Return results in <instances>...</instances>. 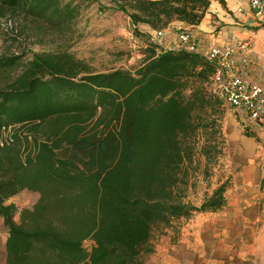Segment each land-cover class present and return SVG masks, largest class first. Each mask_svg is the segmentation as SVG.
<instances>
[{
	"label": "trees",
	"instance_id": "16d2710c",
	"mask_svg": "<svg viewBox=\"0 0 264 264\" xmlns=\"http://www.w3.org/2000/svg\"><path fill=\"white\" fill-rule=\"evenodd\" d=\"M210 1L110 0L103 9L123 12L134 28L155 25L162 13L170 18L162 26L174 17L197 25ZM145 2L163 4V12L144 13ZM6 11L56 33L69 31L79 14L60 0H0V20ZM155 48L133 70L105 72L67 49L35 52L27 61L0 53V70L9 72L0 84L5 264H145L157 226L225 206L226 182L198 206L178 198L197 148L194 116L223 100L208 89L217 64ZM210 127L198 148L208 162L222 152L219 129ZM22 189L38 198L17 221L7 200Z\"/></svg>",
	"mask_w": 264,
	"mask_h": 264
},
{
	"label": "rangeland",
	"instance_id": "374dc122",
	"mask_svg": "<svg viewBox=\"0 0 264 264\" xmlns=\"http://www.w3.org/2000/svg\"><path fill=\"white\" fill-rule=\"evenodd\" d=\"M60 1L79 8L69 31L56 33L22 12L6 11L0 20L3 27L0 53L18 54L22 61H27L35 52L67 49L97 72L116 68L133 70L145 60L149 49L154 46L159 49L154 38L157 30L164 33L179 22L181 27L190 29L177 17L162 26L163 20L170 19L164 13L163 20H154L155 25L138 23L134 28L123 12L103 9L113 5L110 0ZM163 6L145 2L142 10L153 14L163 12ZM9 20L15 32L10 30ZM234 59L235 67L227 75L241 73L261 84L263 80L253 79L252 73L238 64V51ZM7 73L0 70V84L5 82ZM260 77L264 78V74ZM208 89L212 91L209 86ZM207 109L194 116L201 125L195 136L197 148L178 198L198 206L218 185L226 182L225 206L216 211L193 212L157 226L149 242L152 252L142 255L145 264H264V136L243 111L232 108L224 100ZM211 125L219 129L222 152L208 162L198 148L211 136ZM37 198L38 193L26 189L10 197L7 203L17 207L14 219L18 221V211L31 207ZM7 231L0 217V264H5ZM92 244L90 240L83 242L87 249Z\"/></svg>",
	"mask_w": 264,
	"mask_h": 264
},
{
	"label": "built area",
	"instance_id": "2783aa9c",
	"mask_svg": "<svg viewBox=\"0 0 264 264\" xmlns=\"http://www.w3.org/2000/svg\"><path fill=\"white\" fill-rule=\"evenodd\" d=\"M251 11L259 20L264 18V0H248ZM7 21V20H6ZM10 30H13L12 25ZM6 23H3V26ZM7 26V25H6ZM0 27L3 29L1 23ZM6 29V27H4ZM15 31V30H14ZM164 33L157 30L154 34L158 50H179L198 53L209 61L217 64L211 77L210 87L214 93L219 95L232 108L243 111L251 123L261 131L264 136V85L260 84L244 74L233 73L227 75L235 67V54L237 51H245L246 45L235 40L220 45L199 50L196 40L187 30L178 32L174 44L164 43ZM245 61V59L243 60Z\"/></svg>",
	"mask_w": 264,
	"mask_h": 264
},
{
	"label": "crops",
	"instance_id": "0c3cea01",
	"mask_svg": "<svg viewBox=\"0 0 264 264\" xmlns=\"http://www.w3.org/2000/svg\"><path fill=\"white\" fill-rule=\"evenodd\" d=\"M223 1L224 5L211 0L202 20L197 25H188L190 29L181 27V22L172 24L164 32V43H175L180 29L191 33L201 51L230 39L244 43L246 50L238 51V64L250 71L253 79L263 80L264 85V78L260 77L264 74V18L254 16L248 0Z\"/></svg>",
	"mask_w": 264,
	"mask_h": 264
}]
</instances>
